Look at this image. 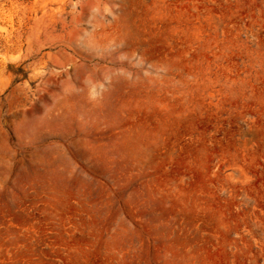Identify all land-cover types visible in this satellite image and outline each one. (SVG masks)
Returning a JSON list of instances; mask_svg holds the SVG:
<instances>
[{
  "label": "rangeland",
  "instance_id": "rangeland-1",
  "mask_svg": "<svg viewBox=\"0 0 264 264\" xmlns=\"http://www.w3.org/2000/svg\"><path fill=\"white\" fill-rule=\"evenodd\" d=\"M263 169L264 0H0V264H245Z\"/></svg>",
  "mask_w": 264,
  "mask_h": 264
},
{
  "label": "crops",
  "instance_id": "crops-1",
  "mask_svg": "<svg viewBox=\"0 0 264 264\" xmlns=\"http://www.w3.org/2000/svg\"><path fill=\"white\" fill-rule=\"evenodd\" d=\"M240 181V179H238ZM243 184L241 182L225 185L220 191L222 195H230V199L236 203L243 205L239 209V214L231 217L229 220L222 217L217 213L216 221L223 225V223H231L229 228L236 229L247 228L249 233L246 235L241 234H228L223 240H218V243L227 244L231 252L228 256L232 255L234 260L238 259L236 252L237 245L244 244L250 250L245 251L242 256L245 264H264V169L257 181L246 179ZM227 189L228 191H224ZM203 212H207L203 210ZM231 210L226 211L224 214H229ZM254 247L258 251H253Z\"/></svg>",
  "mask_w": 264,
  "mask_h": 264
},
{
  "label": "bare ground",
  "instance_id": "bare-ground-1",
  "mask_svg": "<svg viewBox=\"0 0 264 264\" xmlns=\"http://www.w3.org/2000/svg\"><path fill=\"white\" fill-rule=\"evenodd\" d=\"M102 12L100 10V8H96L94 9V11L92 12V16L95 17L94 19V28L95 30H97V28L99 27H102L103 26V21H100V19L98 17L100 16H103L101 15ZM91 18V17H90ZM104 28V26H103ZM112 42L114 43V50L111 49V44ZM112 42H104V43H100L98 44V48L101 49V51H103V55L101 56V59L102 61H109V63H112L114 64V67L110 66V67H106L104 68L105 70V73L109 75V77H111L113 79V81L115 80H119L120 78V68L118 67V65L116 66L117 64V61H118V58L120 57L119 56V53H120V49H121V46H122V41H112ZM97 48V47H95ZM122 50V49H121ZM123 55V54H122ZM128 59L130 60L131 59V56H128ZM100 65V64H98ZM104 67V66H103Z\"/></svg>",
  "mask_w": 264,
  "mask_h": 264
}]
</instances>
